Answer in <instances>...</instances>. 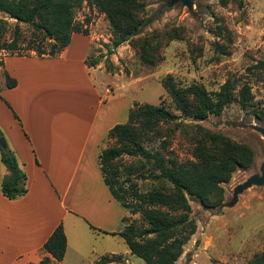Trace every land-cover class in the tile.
<instances>
[{"label":"trees","instance_id":"1","mask_svg":"<svg viewBox=\"0 0 264 264\" xmlns=\"http://www.w3.org/2000/svg\"><path fill=\"white\" fill-rule=\"evenodd\" d=\"M83 1L108 22L113 37L108 56L128 42L136 49L141 64L153 67L162 61L161 49L179 39L175 30L141 35L151 22L144 16L145 0H0V13L6 16L0 19V52L12 57H58L74 34L88 35L87 28L75 21ZM217 2L221 6L240 5L239 0ZM99 62V58L85 60L88 67ZM105 67L111 70L108 62ZM253 69L264 70V63L258 62ZM16 84V80L6 76V89ZM161 85L178 115L163 105L134 104L127 121L107 131L106 145L97 157L100 175L111 197L130 216L138 214L144 224L124 217L121 231L112 235L119 236L129 254L144 264H175L196 231L188 197L205 208L218 207L223 200L221 185L229 182L235 171L250 168L255 156L245 144L197 124L182 122L220 116L232 103L246 110L251 104L247 85L236 92L233 83L227 80L218 91L208 92L195 83L181 87L171 76L162 79ZM175 130L189 141V159L180 160L170 150ZM0 162L9 172L0 184L2 195L9 200L24 196L25 174L8 148H0ZM147 181L152 186L141 191L138 183ZM89 229L107 234L92 226ZM42 250L48 256L38 264H61L66 251L62 224L55 228ZM122 262V256L110 255L95 264ZM247 264H264V251L255 254Z\"/></svg>","mask_w":264,"mask_h":264},{"label":"rangeland","instance_id":"2","mask_svg":"<svg viewBox=\"0 0 264 264\" xmlns=\"http://www.w3.org/2000/svg\"><path fill=\"white\" fill-rule=\"evenodd\" d=\"M187 1L145 0L144 16L151 22L141 35L175 30L179 36V39L170 41L161 49L162 61L153 67L142 65L136 49L128 42L108 56L107 49L112 48L113 40L108 22L104 15L83 1L75 14V21L87 28L88 35L78 34L74 37L71 59L77 60L79 54L87 52L86 40L81 38L86 37L89 41L87 58L100 59V72L90 73L91 79L105 101H114V111L111 113L116 114L119 124L127 121L128 111L134 104L163 105L178 115L161 85L166 76H171L181 87L195 83L208 92L218 91L227 80L233 83L236 92L244 85L250 88L251 104L246 110L232 103L220 116L210 115L203 121L182 120L184 124H197L206 130L221 133L236 143L245 144L255 156L250 168L235 171L229 182L221 185L223 200L218 207L205 208L196 199L188 197L196 231L175 263L247 264L255 254L264 251V182L255 181L256 178L261 180V167L264 164V70L253 69L258 62L264 63V0H239L240 5L226 6H221L217 0ZM0 19H6V16L0 13ZM78 39L80 42H77ZM5 57L12 56L0 52V60ZM15 57L5 61L9 70L19 69ZM35 59L40 60L38 57ZM106 62L111 70L106 69ZM7 66L3 64L2 70L0 68V98L1 92L6 89L5 78L9 75L5 69ZM32 66L44 67V64ZM68 68L73 69L72 80L67 84L61 81L52 85L71 88L72 84V93L67 91L72 106L84 108V102L89 106L91 98L76 89V84L83 85L84 82L78 62L69 64ZM49 93L52 95L56 92ZM64 93L53 97L62 102L65 100ZM3 112L10 121L11 114ZM2 121L7 123L5 118ZM1 129L2 138L9 146L10 140ZM173 135L170 150L180 160L189 159L191 147L187 137L178 130ZM105 145L102 142L100 149ZM8 149L13 153L11 146ZM138 185L141 191H146L152 183L139 182ZM129 219L144 225L138 214L129 216ZM71 220L72 217H68L65 221L69 247L64 264H82L87 257L93 261L92 252L104 256L108 251L122 256L121 264H144L128 254V248L121 238L104 237V241H101L102 237L93 236L84 224L72 230L68 226Z\"/></svg>","mask_w":264,"mask_h":264},{"label":"crops","instance_id":"3","mask_svg":"<svg viewBox=\"0 0 264 264\" xmlns=\"http://www.w3.org/2000/svg\"><path fill=\"white\" fill-rule=\"evenodd\" d=\"M77 36H72L69 46L56 58L15 57L19 69L14 71L5 62L12 57L2 60L8 76L17 84L1 92L0 127L25 174L27 192L9 200L0 190V264H38L48 256L42 250L43 244L59 224L66 237V254L68 217H72L68 225L72 230L84 224L93 236L104 241V237L120 239L112 234L120 232L122 219L130 216L111 197L99 172L97 156L103 148L100 149L103 138L120 122L111 113L114 101H105L91 79L92 73L100 72L99 64L95 67L85 64L89 53L86 37L81 38L86 40L87 52L79 54L77 60L71 59V43ZM76 61L84 81L83 85L76 84V89L92 100L89 106L84 102L85 107L77 109L67 96L68 90L72 93V84L71 88L52 85L72 80L73 69L68 67ZM42 64L44 67L32 66ZM50 91L56 93L51 95ZM59 93L65 94L62 102L53 97ZM3 111L11 114L10 121ZM8 175L0 162V184ZM89 226L107 234L94 232ZM92 254L93 261L87 257L82 264H95L103 256ZM110 255H116L115 251L104 254Z\"/></svg>","mask_w":264,"mask_h":264},{"label":"water","instance_id":"4","mask_svg":"<svg viewBox=\"0 0 264 264\" xmlns=\"http://www.w3.org/2000/svg\"><path fill=\"white\" fill-rule=\"evenodd\" d=\"M172 2H176V1H179V0H171ZM184 3H187L188 1L187 0H182ZM0 148L2 149V150H6V148H7V145H6V142H5V140L2 138V137H0ZM261 175H262V178H261V180H259L258 178H256L255 179V181L256 182H260V183H263L264 182V164H263V166L261 167ZM253 181V178H251L250 179V182H252Z\"/></svg>","mask_w":264,"mask_h":264}]
</instances>
